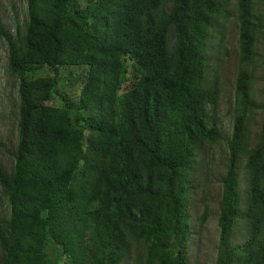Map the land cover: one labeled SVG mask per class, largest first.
I'll use <instances>...</instances> for the list:
<instances>
[{
	"label": "trees",
	"instance_id": "obj_1",
	"mask_svg": "<svg viewBox=\"0 0 264 264\" xmlns=\"http://www.w3.org/2000/svg\"><path fill=\"white\" fill-rule=\"evenodd\" d=\"M230 1L26 0L14 35L0 19L18 90L13 166L0 164V264H188L198 151L223 140L212 41ZM234 3L215 264H264V86L262 103L253 95L264 0ZM64 67L86 71L76 99L59 91Z\"/></svg>",
	"mask_w": 264,
	"mask_h": 264
},
{
	"label": "rangeland",
	"instance_id": "obj_2",
	"mask_svg": "<svg viewBox=\"0 0 264 264\" xmlns=\"http://www.w3.org/2000/svg\"><path fill=\"white\" fill-rule=\"evenodd\" d=\"M259 10L263 8L258 3ZM232 16L228 22L218 27L217 34L212 41L213 56L212 67L219 79V97L217 101V116L219 130L223 140L214 145H203L198 151V164L193 175L194 193L191 199L190 233L188 264H215L218 239V203L221 196L219 179L224 174L227 158L225 139L229 138L233 126V102L235 79L238 70V24L234 0L230 1ZM26 13V0H0V19L5 30L11 35L15 34L16 22L22 26ZM258 65L254 70L253 95L256 103L263 100L264 64L263 42H257ZM7 51L5 42L0 39V164L10 171L13 166L11 153L15 149L17 132V104L18 90L14 77L7 74ZM86 71L84 68H61L59 70V91L65 96L76 99ZM261 124V111L255 110L249 124V143L258 140ZM208 212L205 222L201 225L200 218ZM9 207L0 192V217L7 218ZM201 225V226H200ZM241 235V233L239 234ZM240 238L236 242L241 244ZM130 264H135V258Z\"/></svg>",
	"mask_w": 264,
	"mask_h": 264
}]
</instances>
